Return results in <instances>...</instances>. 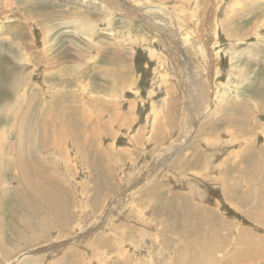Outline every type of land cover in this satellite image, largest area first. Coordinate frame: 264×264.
<instances>
[{
  "label": "rangeland",
  "instance_id": "1",
  "mask_svg": "<svg viewBox=\"0 0 264 264\" xmlns=\"http://www.w3.org/2000/svg\"><path fill=\"white\" fill-rule=\"evenodd\" d=\"M225 1L0 0V264H264V0L238 8L234 41L218 34ZM186 37L200 49L184 45L175 59L193 61L202 83L198 120L170 51ZM69 92L94 119L102 110L106 133L38 149L40 123H60ZM17 126L35 173L20 178ZM27 182L53 203L22 194ZM218 220L221 239L209 244Z\"/></svg>",
  "mask_w": 264,
  "mask_h": 264
},
{
  "label": "bare ground",
  "instance_id": "2",
  "mask_svg": "<svg viewBox=\"0 0 264 264\" xmlns=\"http://www.w3.org/2000/svg\"><path fill=\"white\" fill-rule=\"evenodd\" d=\"M100 1H102V0H100ZM109 2H110V4L113 2V0H108ZM260 0H226L224 3H222V7H223V9H222V11H221V13L223 14L224 13V11H225V13L227 14H224L223 15V17H222V19H221V21H220V28H219V36H220V30H223V31H225V32H227V35L228 36H230V38L232 39V41H234L233 39V37H232V34H231V31H233L234 29H235V21L238 19V13H239V11L238 10H240V9H246V8H251L250 6H255L254 4H257L258 2H259ZM231 2L232 3H235L236 5H239V7H236V6H232V4H231ZM199 3V2H198ZM198 3H197V7H196V9H198ZM220 3V2H219ZM218 3V4H219ZM218 7V6H217ZM68 8V7H67ZM103 8H107L106 10H108V7L107 6H103ZM238 8H240V9H238ZM177 9H179V7H177L176 8V10ZM185 9V8H184ZM139 10V9H138ZM137 10V11H138ZM185 11H188L190 14L192 13V10H187V9H185ZM106 12V11H105ZM139 12V11H138ZM137 12V13H138ZM213 12H215V11H212V13ZM250 12V11H249ZM108 15L109 14H111V12H106ZM246 14V13H245ZM193 15V14H192ZM216 15V14H215ZM129 16H131L132 17V15H131V13H129ZM137 16V15H136ZM139 16V15H138ZM195 16V15H194ZM241 16V15H240ZM141 18L143 19V20H145L146 19V17H142L141 16ZM146 21V20H145ZM86 22L87 21H85V22H82L83 23V25L84 24H86ZM90 24H92L91 22H89ZM146 23L148 24V22L146 21ZM150 23V22H149ZM80 24H81V22H80ZM86 25H88V24H86ZM125 25V24H124ZM215 25V24H214ZM81 26V25H80ZM122 26V25H121ZM111 27V26H110ZM123 27V26H122ZM257 27V26H256ZM84 28H85V26H84ZM83 28V29H84ZM91 28V27H90ZM201 28V27H200ZM215 28V27H214ZM250 28V27H249ZM249 28H247L246 29V31L249 29ZM88 29H89V27H88ZM252 29V28H251ZM250 29V30H251ZM92 30H94V27H93V29ZM202 30V29H201ZM217 30V29H216ZM259 31L260 30H258V28H256V30L255 31H253V33H254V35H258L259 34ZM217 32H218V30L216 31V34H217ZM250 32V31H249ZM85 33V32H84ZM198 34V33H197ZM200 35L202 34L201 32L199 33ZM205 35H208V38L209 37H212L214 34H213V32H212V28L211 29H209L208 30V33H206ZM164 36V35H163ZM201 36H203L204 37V34H202ZM165 37H166V34H165ZM249 37V36H248ZM188 38H189V36H188ZM188 38L186 37V40H188ZM217 38V37H216ZM219 38V37H218ZM167 39V38H166ZM165 39V40H166ZM176 39H178V38H176ZM183 39V38H182ZM181 38L179 39V40H177V42H175L176 44H175V46H173L172 47V49H170V51H171V55H169V56H171V57H174V59L175 58H177V59H179L180 60V52L182 51V48H183V46L184 45H186L187 47H191V49H193L194 51L195 50H198L199 51V49H200V46L198 47V45H197V43L196 42H194V40L193 39H189L188 41H185L184 42V40H182ZM214 39V38H213ZM91 40H93V39H91ZM170 40V39H169ZM167 42V41H166ZM172 42H174V41H172ZM168 43V42H167ZM171 43V42H170ZM232 43V42H231ZM167 45V44H166ZM10 46V45H9ZM186 46H185V48H186ZM168 47V46H167ZM254 48L252 49V48H250V46L247 48V51L248 52H250V53H252L253 55L255 54V52L256 53H260L259 52V48H257L256 46H253ZM169 48H171L170 46H169ZM72 49H73V47H72ZM77 49V54H82V55H84V53H85V51L88 53L89 52V50H90V48H88V49H85V48H79V47H77L76 48ZM189 50V49H188ZM70 51V50H69ZM246 51V52H247ZM194 53V52H193ZM211 53V52H210ZM245 53V52H244ZM249 53V54H250ZM195 54V53H194ZM9 55H11V54H9ZM154 55V54H153ZM212 55V54H211ZM13 58V57H12ZM77 59V58H76ZM80 60V59H79ZM47 62H49L50 61V58H49V61H48V59L46 60ZM177 60L175 59V62H176ZM182 61V60H181ZM192 61V60H191ZM174 62V65H175V68L177 69V68H179V69H181L179 72H178V70L179 69H177L176 71L178 72V78H179V81L181 82V83H183L184 84V88L186 89V101H187V104H188V106H189V104H190V106H189V110H190V112L191 113H193V111H192V109H193V103H195V107H196V111L194 112V114H197V118H196V116L194 117V119H196V120H198V118L200 117L199 115L201 114V110L199 111V109H200V104L201 105H204V104H206V99H205V92H204V90H203V87H202V83L200 82V80H199V77H198V73L196 74V73H194V71H193V66H192V63H193V61L192 62H190V65H183L182 67H180L181 65V63L182 62H176L175 63ZM210 62H212V61H210ZM219 63V61L217 62V64H215V68H216V70H215V72L217 73V71H218V69H219V67H220V63ZM87 66V65H86ZM184 66H187V67H184ZM212 67H214V65H212ZM175 69H174V74H175ZM219 73V72H218ZM17 74H19V72H17ZM173 74V75H174ZM188 74H189V76H188ZM16 75V74H15ZM13 76V75H12ZM17 76V75H16ZM110 76H112V74L111 75H109V77ZM69 78V77H68ZM113 78V77H112ZM112 78H110V79H112ZM114 79L115 78H113L112 79V84H111V86H109L108 87V90H111V88H114L115 87V83H114ZM166 79V78H165ZM198 79V80H197ZM108 81V80H107ZM116 82V81H115ZM109 83V82H108ZM111 83V82H110ZM220 88H218V90H219ZM74 92H76V91H74ZM90 92V91H89ZM77 93H79V92H77ZM221 95H223V93H221V94H219V101H220V97H221ZM263 95V94H262ZM224 96H225V92H224ZM88 97V96H87ZM200 97L202 98V100H204V104H203V102L202 101H200ZM224 98V97H223ZM62 99H64V102H65V113H63V114H61V121H60V123H59V121H58V123L57 124H54V123H51L50 125H48V123H49V121H47V120H42L43 122H41L40 123V127H42V129L35 135L36 136V142H35V147H37L38 149L40 148H48V147H51V146H53V147H57V149H59V150H61V149H63V150H65L64 149V147H65V145L63 146L62 145V143L64 142V141H62L63 139H64V137H66V139L67 138H73V140H75L74 142H76L77 141V139H80L81 138V140L82 141H84V143L85 142H87V141H90L89 139L90 138H92V137H95L97 134H99V133H106L105 131L106 130H103L104 128H102L101 129V126H103L104 124H105V122L104 123H102V121L100 120V119H102L101 117H100V119H98L99 118V114H100V112L102 111V110H96V115H95V119H94V117H93V113H92V111L90 110V108L88 109L87 108V106L89 105V104H87L86 103V101H84L85 99H83V102L85 103V104H82L81 103V108L79 107H76V106H78V105H76L77 103H79L80 104V102H79V99H80V97H78V98H76V93L73 95L72 93H70L69 92V94H67V96L66 95H64V96H62ZM89 99H93L92 97H91V95H90V98ZM226 99V98H225ZM88 100V99H87ZM95 100V99H94ZM94 100H90L91 102H93ZM224 100V99H223ZM89 101V100H88ZM95 102H96V100H95ZM75 103V105H73ZM91 104H93V103H91ZM247 104V103H246ZM99 105V108L100 109H102L103 108V105L101 104V103H99L98 104ZM72 106V107H71ZM91 106V105H90ZM224 106V105H223ZM116 105H114V108L116 109ZM105 108H107L106 110L108 111V105H106L105 106ZM204 108H205V106H204ZM224 108V107H223ZM249 107H248V104L246 105V106H244V107H242V109L241 110H246V109H248ZM251 108V107H250ZM187 110V109H186ZM195 110V109H194ZM205 109H203V111H204ZM216 110V109H215ZM104 111V110H103ZM74 112H76V114H77V116H75V117H77V120H75V123H73V121L71 120V119H73L72 117H70V118H66V116H67V113H70V115L72 114V113H74ZM102 113V112H101ZM104 114V113H103ZM73 116L75 115V114H72ZM111 117H114V116H116V117H119L120 116V113H118V112H116L115 114H114V112H111ZM51 116V118L52 119H54V117H53V114H51L50 115ZM66 119V120H65ZM112 119V118H111ZM117 119V118H116ZM74 120V119H73ZM105 120V119H104ZM191 120V119H190ZM67 121V122H66ZM101 121V122H100ZM187 121H188V119H187V117H185V119H184V123H183V126H184V128L182 129V134L184 133V134H186V136H185V138L186 139H189V137L190 136H192L193 135V132L194 131H196V130H194L193 128H192V126H191V128L188 126V124H187ZM115 122V121H114ZM191 122V121H190ZM43 123V124H42ZM66 123V124H65ZM115 124V123H114ZM202 124H203V122H201V124L199 125L200 127L202 126ZM52 127V128H51ZM200 127H199V129H198V131H197V133L196 134H199L198 132H199V130H200ZM17 128V130H18V132H19V138L21 139L20 140V142L18 143V146H15V143H13V144H11L12 146H14V147H16L17 148V151H18V157L14 160V166H13V168H14V170H16V172H15V175L14 176H17V177H19L18 175H16L17 173L19 174V173H24V171L26 170L27 171V173H29V174H31V175H33V174H35L34 172H32V170H30L29 168H28V166H29V164L27 163V158H26V155H25V150H24V148H23V145L21 144V142H22V135H21V133H20V131H22V128L20 127V126H17L16 127ZM242 130H244V126H242ZM92 135H95V136H92ZM196 138V137H195ZM57 139V140H56ZM91 140H94V139H91ZM31 149H33V146H32V148ZM173 162V161H172ZM255 167H256V165H255ZM162 170V169H161ZM256 171H257V167H256ZM258 172V171H257ZM257 172H256V174L254 175V174H252V172H248L247 173V175H245V177H247L248 178V180H250V181H254L255 182V178H256V175H257ZM27 173H26V175L25 176H28L27 175ZM107 173V172H106ZM259 173H260V171H259ZM23 175V174H22ZM107 175H109V174H107ZM110 176V175H109ZM263 176V180H264V175H262ZM28 177H33L34 179H33V181L35 182V185H39L40 184V180H42L41 178H40V176L39 175H37L36 174V176L34 177V176H28ZM20 178V177H19ZM23 178V177H22ZM262 178V177H261ZM29 179V178H28ZM21 180V179H20ZM154 179H152L150 182H152ZM262 180V181H263ZM25 181H28V180H26L25 179ZM28 182H30V181H28ZM26 183V186H25V188H27L28 189V191L29 192H27V194L26 193H22V194H25V195H28V194H30L31 193V190L32 191H36L37 193H39V194H42L41 195V197H43L45 200H47V201H49V203H53L52 201H54L52 198H51V195L50 194H48L47 193V191H42L39 187H37V186H35V185H33L32 186V188H31V185L29 184V183ZM149 182V183H150ZM25 183V182H24ZM148 183V184H149ZM142 183H140L138 186H140ZM147 184V185H148ZM251 184V183H250ZM254 184V183H253ZM147 185H145V186H142V188H140V189H138L137 190V192L135 193V195L137 194V195H139L140 193H142L146 188H148V186ZM255 185H256V182H255ZM252 184H251V187L249 188V190H248V194L250 195H252ZM23 187H24V185H23ZM233 188V187H232ZM16 190H20V188L19 189H16ZM26 190V189H25ZM45 190V189H44ZM20 191H22V190H20ZM19 191V192H20ZM24 191V190H23ZM225 191H227V189L225 190ZM16 193H17V191H15ZM25 192V191H24ZM233 192L234 193H236V191L235 190H233ZM21 193V192H20ZM239 194V193H238ZM53 195L54 194H52V197H53ZM250 195V196H251ZM23 196V195H22ZM236 196H238V195H236ZM247 196V195H246ZM253 198V197H252ZM247 199V198H246ZM245 200V199H244ZM22 201H23V199H22ZM26 201H28V200H26V199H24V202L26 203ZM23 202V203H24ZM133 202V200L132 201H130L127 205H129V204H131ZM125 204V203H124ZM264 211V210H263ZM262 215H263V213H262ZM263 218H264V216H263ZM223 225H224V221L223 220H218L217 222H215L214 224H213V226L210 228L211 229V231H212V234L213 235H210L209 236V244H211V242H212V240L214 239V238H216V237H218L219 235H218V231H220L221 230V228H223ZM206 229H207V227H206ZM208 230H209V227H208ZM206 232H207V230H206ZM221 232V231H220ZM211 233V232H210ZM221 235V234H220ZM198 236V235H197ZM196 236V237H197ZM221 237V236H220ZM84 238H87L86 236L84 237ZM257 238V237H256ZM219 239H221V238H219L218 237V240ZM224 239H223V237H222V240L221 241H223ZM246 240V243H247V245H248V247L249 248H251V240H249V239H246V236H242L241 237V241L242 242H244ZM220 241V240H219ZM204 242H206V244H208V242H207V240L204 238ZM204 242H202L201 243V247H204L203 245H204ZM223 243V242H222ZM219 248V247H218ZM218 248H214L213 250H216V249H218ZM43 251H45V248H41L40 250H39V253H42ZM34 252L33 251H31V252H29V253H27V254H29V255H31V254H33Z\"/></svg>",
  "mask_w": 264,
  "mask_h": 264
}]
</instances>
